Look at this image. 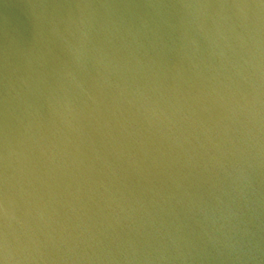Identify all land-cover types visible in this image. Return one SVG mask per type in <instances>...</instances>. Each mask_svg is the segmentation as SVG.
<instances>
[{"label": "water", "instance_id": "95a60500", "mask_svg": "<svg viewBox=\"0 0 264 264\" xmlns=\"http://www.w3.org/2000/svg\"><path fill=\"white\" fill-rule=\"evenodd\" d=\"M0 264H264V0H0Z\"/></svg>", "mask_w": 264, "mask_h": 264}]
</instances>
